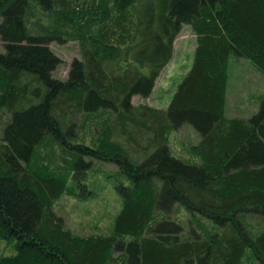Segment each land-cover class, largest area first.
Instances as JSON below:
<instances>
[{"label":"trees","instance_id":"trees-1","mask_svg":"<svg viewBox=\"0 0 264 264\" xmlns=\"http://www.w3.org/2000/svg\"><path fill=\"white\" fill-rule=\"evenodd\" d=\"M185 24L197 46L169 106L134 104ZM0 38V264H264V97L227 115L232 58L264 76V0H0ZM70 40L62 80L50 44ZM186 125L191 159L170 143ZM95 162L117 167L122 208L109 235L78 236L54 204L96 193Z\"/></svg>","mask_w":264,"mask_h":264},{"label":"rangeland","instance_id":"rangeland-1","mask_svg":"<svg viewBox=\"0 0 264 264\" xmlns=\"http://www.w3.org/2000/svg\"><path fill=\"white\" fill-rule=\"evenodd\" d=\"M197 38L193 28L185 24L182 32L174 43L172 61L164 68L156 81L150 97L134 96V104H147L156 108H167L173 98L177 85L190 70ZM53 52L59 56L62 63L54 72L56 78L66 80L70 67L75 58H80V46L77 40H70L65 44L53 42L50 44ZM0 38V52H4ZM230 82L228 92L227 115L250 116L260 107L258 101L264 97V76L249 60L233 57L230 64ZM261 97V98H260ZM7 120V115L0 113V125ZM198 134L192 126L186 125L170 135V143L174 154L193 158L189 148L198 142ZM117 171L113 164L95 162L94 169L88 173L87 182L98 190L87 198L77 196L74 190L65 193L54 204V211L63 218L66 226L78 236L109 235L117 214L122 208L121 197L116 193L113 182L106 177ZM185 219L186 211L181 210L179 218ZM255 231L264 230V220L250 219ZM12 245L0 242V257L11 255ZM248 264H256L252 261Z\"/></svg>","mask_w":264,"mask_h":264}]
</instances>
